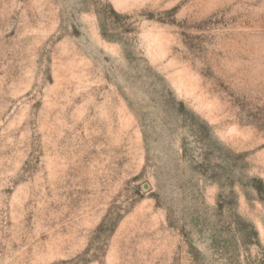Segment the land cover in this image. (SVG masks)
Returning <instances> with one entry per match:
<instances>
[{"label":"rangeland","instance_id":"1","mask_svg":"<svg viewBox=\"0 0 264 264\" xmlns=\"http://www.w3.org/2000/svg\"><path fill=\"white\" fill-rule=\"evenodd\" d=\"M0 264H264V0H0Z\"/></svg>","mask_w":264,"mask_h":264}]
</instances>
